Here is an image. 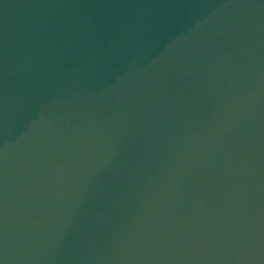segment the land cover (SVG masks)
I'll list each match as a JSON object with an SVG mask.
<instances>
[{"label":"water","instance_id":"obj_1","mask_svg":"<svg viewBox=\"0 0 264 264\" xmlns=\"http://www.w3.org/2000/svg\"><path fill=\"white\" fill-rule=\"evenodd\" d=\"M0 264H264V0H0Z\"/></svg>","mask_w":264,"mask_h":264}]
</instances>
